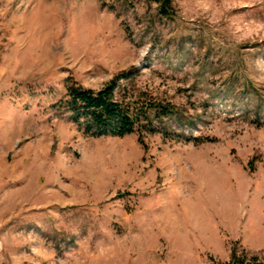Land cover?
Here are the masks:
<instances>
[{
    "label": "rangeland",
    "instance_id": "rangeland-1",
    "mask_svg": "<svg viewBox=\"0 0 264 264\" xmlns=\"http://www.w3.org/2000/svg\"><path fill=\"white\" fill-rule=\"evenodd\" d=\"M187 119L89 137L52 105L115 74ZM264 257V0H0V264Z\"/></svg>",
    "mask_w": 264,
    "mask_h": 264
},
{
    "label": "trees",
    "instance_id": "trees-1",
    "mask_svg": "<svg viewBox=\"0 0 264 264\" xmlns=\"http://www.w3.org/2000/svg\"><path fill=\"white\" fill-rule=\"evenodd\" d=\"M156 4L157 12L167 16L172 11L173 0H149ZM138 69L115 74L104 86L98 89L83 87L70 80L66 82V92L52 107H59L68 113V118L78 130L89 137H122L137 134L139 143L144 144V137L160 134L179 137V133L170 131V120L182 123L187 116L168 100L158 99L147 89L129 93L121 81L131 78ZM211 264H264V257L252 255L242 258L232 249L230 260L212 261Z\"/></svg>",
    "mask_w": 264,
    "mask_h": 264
}]
</instances>
